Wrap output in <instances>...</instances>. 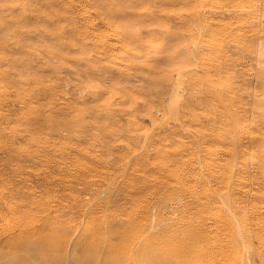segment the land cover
Segmentation results:
<instances>
[{"label":"rangeland","instance_id":"1","mask_svg":"<svg viewBox=\"0 0 264 264\" xmlns=\"http://www.w3.org/2000/svg\"><path fill=\"white\" fill-rule=\"evenodd\" d=\"M247 6L0 0V264H32L62 236L85 252L113 242L133 264L120 250L145 227L207 232L196 245L213 258L192 264H264L250 113L264 61Z\"/></svg>","mask_w":264,"mask_h":264},{"label":"bare ground","instance_id":"2","mask_svg":"<svg viewBox=\"0 0 264 264\" xmlns=\"http://www.w3.org/2000/svg\"><path fill=\"white\" fill-rule=\"evenodd\" d=\"M247 2H248L247 10L250 21L249 40H248L250 42V47H248V50H250V53L253 54V57L255 54L256 55L260 54L261 56L262 55L264 56V0H247ZM258 51H260V53H258ZM260 57H258L259 58L258 60L264 61V58L260 59ZM252 59L257 60V58L255 57ZM258 63H260V61H258L256 64ZM257 66L259 65H256V67ZM258 78L261 81V83L259 82L258 84H261V87H263V91L260 94H264V71L260 72V74L258 73L251 74L250 79L252 80V82L256 81ZM254 89H253V93L251 94V98H252L251 103L253 104L252 105L250 104L253 107V110L251 109L252 112L250 111V113H252V120H255L256 117H259V120L263 123V127H264V98L262 97V99H258V94L261 91H258V93L256 94L254 93ZM249 103L250 102H248V104ZM260 126L262 129L263 128L262 125ZM112 226H110L111 234L115 235L117 238L120 237L121 235H118L119 228L118 227L114 228V226L113 227ZM171 231H174L175 235L173 237L168 236V238H165L163 235H160L163 233V231L156 232L153 231V229H151L147 232V227L140 229L139 235H137V233H130V235L129 234L125 235V237L129 242L128 243L129 246L127 247L124 246V248H121L120 251L122 254L120 257L126 259L127 257H130L129 259H132L133 264H192L189 260L193 258H198L201 260H208V261H210V259L213 258V252H210L206 249L200 250L202 251V255H201L196 245V241L200 240L201 238H202V242H206L208 237L207 232L199 231V230L195 231L194 229H189V228H184V230H180V231L179 230H171ZM30 232L31 231H29V233ZM191 233L192 234L195 233L193 235V239L190 242H186V236ZM164 235L167 237L166 231L164 232ZM149 236L152 237L146 238ZM16 237H18V235ZM69 237L62 236L58 238L57 245L59 247V251L54 252L51 250L50 251L47 250L41 256L35 255L34 262L32 264H121L119 261L117 262L115 261L116 260L115 255L118 254L119 248L115 247L114 246L115 244H113V242L108 243L107 245L95 244L98 246V248H94V250L90 249L88 252H85L81 249L82 248L81 244L82 243L84 244L85 240H83V242L82 240H80L81 244H79V242L77 243H74V241L72 242V240L75 238L72 237L69 238ZM231 243H235L236 245L239 244L236 242L235 238ZM5 257H7V254L2 256V258ZM4 264H18V263L16 261H10ZM122 264H129V263L123 262Z\"/></svg>","mask_w":264,"mask_h":264}]
</instances>
